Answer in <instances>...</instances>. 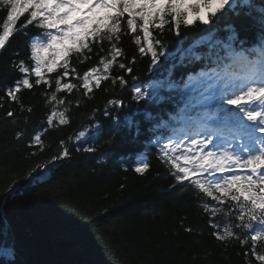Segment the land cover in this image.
Wrapping results in <instances>:
<instances>
[{"label":"snow or ice","instance_id":"obj_1","mask_svg":"<svg viewBox=\"0 0 264 264\" xmlns=\"http://www.w3.org/2000/svg\"><path fill=\"white\" fill-rule=\"evenodd\" d=\"M0 12V54L21 38L20 50L6 58L18 75L3 85L0 100L6 97L21 113H31L19 93L38 86L52 89L41 93L48 114L36 127H27L30 116L13 120L24 125L16 128L14 138L28 137L27 148L37 149L29 156L51 150L42 139L50 128L71 125L73 102L58 93L82 90L94 99L104 81H110L105 93L117 87L130 93L127 103L112 95L93 108L59 141L50 159L22 173L26 185L36 181L39 187L42 174L73 152L91 159L99 154L104 165L112 155L108 149L144 175L151 152L171 176L170 189L179 188L177 195L195 192L215 240L225 247L233 241L249 245L245 264H252L249 253L264 264V0H0ZM225 18L229 22L220 26ZM197 26L206 27L194 36L181 34L182 28ZM241 30L253 33L251 42L241 38ZM221 31L225 35H218ZM166 33L176 38L174 50ZM124 36L135 45L131 59L121 47ZM93 55L97 64L78 73L73 58L84 63ZM144 57L147 79L133 74L137 59ZM114 67L122 74L113 76ZM177 68L186 71L177 76ZM69 77L77 82H65ZM15 114L9 110L6 117ZM26 185L13 180L4 186L0 217L10 215L21 188L33 191ZM50 211L61 215L58 209ZM68 226L85 227L70 218ZM4 233L13 240L0 245L5 264H27L18 259L15 231L0 226Z\"/></svg>","mask_w":264,"mask_h":264},{"label":"trees","instance_id":"obj_2","mask_svg":"<svg viewBox=\"0 0 264 264\" xmlns=\"http://www.w3.org/2000/svg\"><path fill=\"white\" fill-rule=\"evenodd\" d=\"M3 16L4 13L0 12V23ZM226 22H229L227 18L220 22V26ZM239 26L237 21L238 29ZM200 27L206 26L182 28L181 34L194 36ZM218 35L225 33L221 31ZM240 36L249 42L253 39L251 31L241 30ZM20 39L14 38L7 51L0 54V94L3 85L18 75L6 58L11 59L13 53L20 50ZM165 39L174 50L176 38L166 33ZM121 47L129 59L136 54L135 45L128 36L122 37ZM73 61L76 71L82 74L97 64V57L93 55L84 63H76L75 58ZM133 67V74L147 79V57L138 58ZM182 71L186 70L177 68L175 74L179 76ZM111 74L122 73L114 67ZM68 80L77 82L71 77L65 82ZM105 87H110V81H104L101 89L94 90V99L84 97L82 90H74L71 94L58 93L73 102L71 125L50 128L42 139L46 145H51V150L45 148L43 153L34 156L28 155L37 151L27 148L28 137L21 141L14 138L16 128L24 125H14L13 120L30 116L27 127H36L48 114L41 93L52 89L38 86L19 93L20 102L24 108H32L31 113H21L19 106L6 97L0 100L3 105L0 107V194L13 180L26 185L22 173L50 159L59 141L66 140L79 123L86 121L93 108L103 105L112 95L122 96L126 103L130 100L127 91L117 87L113 92L105 93ZM77 99L80 100L79 107L75 106ZM9 110L16 113L14 117H6ZM103 151L105 148L101 147L100 152ZM108 151L112 155L104 165L99 163L102 159L99 154L96 159H91L88 154L73 152L71 158L58 161L53 171L42 177L39 187L33 181L32 185H26L33 191L26 193L21 188L20 198L10 215L0 217V226L16 233L19 260L27 264H245L243 253L249 245L241 247L238 241H233L225 247L215 240L195 192L177 195L179 188L175 192L170 189L171 176L151 152L149 171L139 175L132 171L131 161L122 160L115 149ZM51 208L58 209L61 215L52 214ZM69 218L85 227L70 229ZM187 227L193 230L186 232ZM12 242L10 235L0 234V245ZM248 259L252 264H258L250 253ZM0 264H5L4 257H0Z\"/></svg>","mask_w":264,"mask_h":264}]
</instances>
